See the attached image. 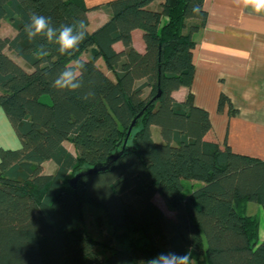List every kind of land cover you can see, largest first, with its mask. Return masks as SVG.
<instances>
[{"label":"trees","instance_id":"obj_1","mask_svg":"<svg viewBox=\"0 0 264 264\" xmlns=\"http://www.w3.org/2000/svg\"><path fill=\"white\" fill-rule=\"evenodd\" d=\"M154 1L91 7L110 17L88 29L68 56L42 37L28 40L23 25L36 13L50 17L54 27L84 20L88 28L83 2L0 0V22L16 32L0 36V106L20 140L18 149H0V264H147L169 251L188 253L191 264H264L258 218L245 212L248 202L264 208V160L210 139L209 115L192 94L182 101L172 96L191 86L193 35L207 19L203 0H162L156 10L149 8ZM135 29L142 31L143 52L132 46ZM116 42L122 50L113 48ZM76 60L86 65L83 87L53 88ZM224 103L233 110L221 94L219 110ZM154 126L160 141L153 139ZM118 150L111 170L69 187L77 170ZM49 160L56 165L52 174L43 172ZM155 195L173 217L154 203ZM86 204L103 211L126 247L109 245L107 258L98 255V242L85 227Z\"/></svg>","mask_w":264,"mask_h":264},{"label":"crops","instance_id":"obj_2","mask_svg":"<svg viewBox=\"0 0 264 264\" xmlns=\"http://www.w3.org/2000/svg\"><path fill=\"white\" fill-rule=\"evenodd\" d=\"M76 1L83 2L89 8L87 18L90 32L109 19L110 13L104 8L91 9L108 0ZM161 1L155 0L149 8L158 9ZM203 6L207 19L205 26L193 35L194 73L191 86L173 91L172 96L182 101L188 93L192 94L193 103L209 115L210 139L221 144L226 142L236 153L264 160V13L257 14L250 8L238 5L236 0H203ZM15 33L8 21L1 20V37H13ZM131 38L134 49L143 52L142 31L133 30ZM113 48L119 51L123 47L116 42ZM5 52L21 67L30 70L22 58L12 51ZM221 94L227 97L232 111L228 103H224L221 110L218 109ZM63 144L75 154L70 143L72 149L66 142ZM19 147L20 140L0 106V149L14 150ZM42 165L46 174H52L56 169L55 163L50 160ZM245 212L255 217L260 213L264 222V208L258 203H246ZM258 238L264 240V226L261 228L260 222Z\"/></svg>","mask_w":264,"mask_h":264},{"label":"clouds","instance_id":"obj_3","mask_svg":"<svg viewBox=\"0 0 264 264\" xmlns=\"http://www.w3.org/2000/svg\"><path fill=\"white\" fill-rule=\"evenodd\" d=\"M238 5L250 8L253 12L264 13V0H236ZM198 7H193V12H198ZM23 32L30 41L38 37L44 38L49 44L57 45V52L60 55L72 56L79 50V45L86 39L88 28L84 20H78L72 24H62L54 27L50 17L32 13L28 21L23 25ZM44 46L41 45V51ZM86 70L82 60H76L74 65L62 70L52 83L57 90L77 91L83 87L81 76ZM93 93L85 95V99ZM147 264H191L188 253L183 255L173 251L162 252L153 257Z\"/></svg>","mask_w":264,"mask_h":264},{"label":"rangeland","instance_id":"obj_4","mask_svg":"<svg viewBox=\"0 0 264 264\" xmlns=\"http://www.w3.org/2000/svg\"><path fill=\"white\" fill-rule=\"evenodd\" d=\"M82 58H87V54H83ZM98 64L103 69H105L102 60L99 59ZM152 133L153 139L155 141L160 139L158 127L154 126V130ZM66 145L72 149V146L68 142H66ZM153 201L158 207L163 210V212L167 216H174L172 209L160 196H155L153 198ZM83 214L87 232L98 242L95 251L100 257L107 258L111 254V251L108 248L109 245L111 248H124L127 246L126 244H122L118 241L119 239L117 238V235H114V233L112 232V229L107 224L104 213L100 208L86 204L83 207ZM257 218L261 224V228H263L264 222L260 213L257 215Z\"/></svg>","mask_w":264,"mask_h":264},{"label":"water","instance_id":"obj_5","mask_svg":"<svg viewBox=\"0 0 264 264\" xmlns=\"http://www.w3.org/2000/svg\"><path fill=\"white\" fill-rule=\"evenodd\" d=\"M133 123H134V121L131 123V125L128 129V133H129L130 129L132 128ZM121 153H122V150L115 151V152L111 153L106 158L105 161L96 163V164H94L88 168L77 170V172L74 174V176L69 180V187L75 188L78 179L85 176V175L96 174L99 172H105V171L111 170L115 160L121 155Z\"/></svg>","mask_w":264,"mask_h":264}]
</instances>
